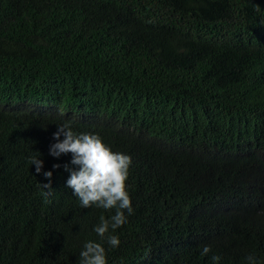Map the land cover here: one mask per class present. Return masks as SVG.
I'll return each mask as SVG.
<instances>
[{
	"label": "trees",
	"instance_id": "1",
	"mask_svg": "<svg viewBox=\"0 0 264 264\" xmlns=\"http://www.w3.org/2000/svg\"><path fill=\"white\" fill-rule=\"evenodd\" d=\"M65 122L131 157L118 247L49 154ZM87 241L106 264H264V0H0V264Z\"/></svg>",
	"mask_w": 264,
	"mask_h": 264
},
{
	"label": "clouds",
	"instance_id": "2",
	"mask_svg": "<svg viewBox=\"0 0 264 264\" xmlns=\"http://www.w3.org/2000/svg\"><path fill=\"white\" fill-rule=\"evenodd\" d=\"M61 136L64 137L62 140ZM53 138L57 142L50 146L51 156L59 158L61 155L71 154L70 164L74 167H70L69 164L64 165L65 171L70 173L66 185L73 190V195L79 199L81 207L115 210V213L108 218L101 215L94 231L109 246L118 247L119 237L112 232L126 223L125 211L129 214L133 211L126 183L132 164L131 157L113 151L98 134L76 133L70 122L58 125ZM30 163L35 165L36 173L42 172L43 160L40 159V153L39 157H31ZM53 167L59 168L60 165ZM43 175L49 183L42 186L52 190V172H43ZM210 250L205 246L201 254L206 255ZM247 259L250 264H255L252 255ZM212 260L217 262L220 257L214 255ZM79 264H106L105 248L102 243L85 242L80 252Z\"/></svg>",
	"mask_w": 264,
	"mask_h": 264
}]
</instances>
